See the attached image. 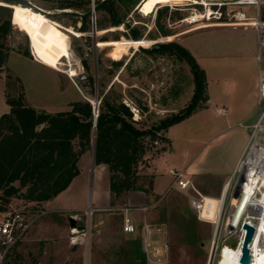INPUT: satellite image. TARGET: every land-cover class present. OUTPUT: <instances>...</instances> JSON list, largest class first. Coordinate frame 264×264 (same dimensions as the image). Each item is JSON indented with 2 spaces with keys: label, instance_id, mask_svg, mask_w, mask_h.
Returning <instances> with one entry per match:
<instances>
[{
  "label": "rangeland",
  "instance_id": "1",
  "mask_svg": "<svg viewBox=\"0 0 264 264\" xmlns=\"http://www.w3.org/2000/svg\"><path fill=\"white\" fill-rule=\"evenodd\" d=\"M23 1L26 2V7L42 12L75 31H79L76 30V25L81 23L82 26L87 16L88 31L68 33L70 59L61 60L60 70L50 68L34 56L28 35L17 28L12 7H0V24L9 17L11 21V29L5 34L1 32L0 36V44L10 55L0 71V115L7 110V92L14 95L24 93L30 105L49 111L69 109L68 102L78 100L79 95L81 99L86 97L78 83L86 81L89 70L98 83L102 84V88H108L112 82L117 81L115 90L123 95L135 112L134 118L138 120V127L147 128L161 120L172 118L193 102L196 85L189 63L176 54L149 51L157 44L179 42L178 38L188 32L187 28L193 24L182 23L181 17L185 18L195 11L190 1L178 4L170 2L157 7L164 10L161 24L172 35H177L171 41L159 40L162 35L156 25L157 9L145 15L136 7L127 17L129 26L123 24L110 27L100 34V22L110 26L111 15L105 10H98L96 4L99 29L96 32L93 27L91 0H83L85 4L79 9L59 8V2L66 0ZM243 8L254 14L253 6ZM261 18L264 21V5ZM131 29L140 34L138 39L132 38ZM250 34L252 33L249 30L248 38ZM196 39L197 36L193 35L183 37L181 41L188 45L191 40L194 42ZM125 43H129L127 52L123 55L117 54L115 47ZM83 60L87 61L89 70ZM114 60H123L124 65L117 69L113 65ZM203 63L207 66L212 93L219 91L216 82L222 79V66L207 63L205 60ZM253 63L252 74L258 76L260 71L264 72V49L258 56L255 54ZM70 68H74L76 74L71 75L68 72ZM208 102L209 99L200 104L205 107ZM162 145L164 144L158 143L156 146ZM156 146L151 147L139 165V184L147 185L150 177H153L150 168L156 157ZM93 169L84 187H79L78 181L72 189L77 197V204L84 205L86 209L84 213L76 216L78 232L73 233L71 230L69 213L48 211L43 207L42 210L46 213L36 220L24 240L9 253L6 264H80L87 249L97 262L136 264L138 259L135 257L141 255L140 234L131 235L122 231L124 215L118 208L125 206V201L119 199L115 206L105 211L95 212L91 209L96 205L111 204L108 165L94 163ZM150 200L149 204L153 205V218L156 223L165 227L171 242L168 264L231 263V250L236 249L231 246L235 245L236 238L230 239L228 243L231 246L225 245L220 256L223 242L214 240L215 225L200 220L190 208L185 195L173 191L161 198L152 196L148 199L149 202ZM135 203L131 204L134 206ZM25 206L22 199L14 198L10 209H22ZM142 216V211H134L135 219L140 220ZM154 235L157 237L156 227ZM139 261L143 262V258Z\"/></svg>",
  "mask_w": 264,
  "mask_h": 264
},
{
  "label": "trees",
  "instance_id": "2",
  "mask_svg": "<svg viewBox=\"0 0 264 264\" xmlns=\"http://www.w3.org/2000/svg\"><path fill=\"white\" fill-rule=\"evenodd\" d=\"M1 1L10 5L27 6L23 0ZM141 2L142 0L97 1V9L105 10L111 15L110 26L100 22V30L123 24L129 26L127 17ZM84 4L83 0H66L59 2L58 7L79 9ZM163 12L162 7L157 9L156 25L162 35L159 40L171 41L174 35L160 22ZM85 18L82 26L76 25V30L88 31L87 16ZM10 29L9 17L0 24V36L1 32L5 34ZM131 30L132 38L138 39L140 34L135 29ZM149 51L176 54L185 59L193 72L196 91L193 102L182 113L147 128L137 126L135 112L123 95L115 90L117 81L112 82L108 88H102V84L90 72L86 60H83L89 70L86 81L78 83L86 97L71 102L67 110L49 111L38 108L27 102L24 93H6V103L10 110L0 117V212L10 209L14 198L22 199L33 210H42L44 202L67 189L80 174L79 160L83 153L92 149L95 163L107 164L109 167L112 206L128 191H152L153 177H150L147 185L139 184L140 163L151 147L158 143L164 145L156 146V156L166 150L171 143L166 136L169 127L202 108L200 103L206 102L209 96L206 71L181 43H161ZM8 57V52L0 44V71ZM113 65L120 69L124 62L114 60ZM127 65L128 63L125 67ZM96 98L100 100L97 117L94 104L90 101ZM142 258L141 251V255H137L135 259L139 261Z\"/></svg>",
  "mask_w": 264,
  "mask_h": 264
},
{
  "label": "crops",
  "instance_id": "3",
  "mask_svg": "<svg viewBox=\"0 0 264 264\" xmlns=\"http://www.w3.org/2000/svg\"><path fill=\"white\" fill-rule=\"evenodd\" d=\"M249 30L252 34L248 38ZM186 31L188 32L181 35L178 41L194 55L206 71L207 80V66L203 60L222 66V79L216 82L219 91L212 93L208 82V104L169 127L166 136L171 140L170 146L153 159L150 168L153 174L152 191L126 192L121 197L125 206H133L134 202V206L151 205V200L148 201L150 197L161 198L167 195L173 178L170 174L171 168L183 171L206 197L219 199L247 145L251 126L261 112L258 88L264 72L260 71L258 76L251 72L255 54L258 56L263 51L262 49L258 52L256 29L240 23H203L193 24ZM193 35L197 36L194 42L191 40L188 45L182 43L181 38ZM78 100H81L80 95ZM71 102L73 101L67 103L68 106ZM221 108L224 109V114L218 113ZM9 110L10 106L7 105V110L2 114ZM94 163L93 149L83 153L79 160L80 174L67 189L44 202L43 207L48 211L59 210L72 214L75 218L77 214L84 213L86 209L84 205L77 204V197L72 189L78 181L79 187L85 186L90 173L94 171ZM128 203L130 204L127 205ZM110 207H113L112 204L96 205L91 209L96 212L108 210ZM128 215L134 216V212L130 211Z\"/></svg>",
  "mask_w": 264,
  "mask_h": 264
},
{
  "label": "built area",
  "instance_id": "4",
  "mask_svg": "<svg viewBox=\"0 0 264 264\" xmlns=\"http://www.w3.org/2000/svg\"><path fill=\"white\" fill-rule=\"evenodd\" d=\"M99 0H91V11L93 16V27L97 30L96 4ZM194 12L188 15V24L203 23H240L245 26H253L257 32V47L259 52L264 49V21L261 18L264 0H234L233 2H208L205 0L190 1ZM254 7V14L249 13L243 7ZM201 7V9H197ZM184 19V18H183ZM181 19V22L183 21ZM183 23V22H182ZM259 106L261 112L257 121L251 126L247 145L241 155L234 174L221 195L222 207L218 209L216 218L208 219L215 225L214 240L223 242V246L229 245L231 238H236L233 248H241L239 261L242 257V244L246 234L244 223L255 227L252 243L249 245L253 256V243L257 232L260 233L261 248L264 249V75L259 83ZM224 114V109L218 110ZM173 176L167 189V194L177 191L185 195L190 208L197 217L205 219L204 212H211V207H206V197L195 186L193 181L176 168L170 169ZM253 180L254 187L248 193V184ZM249 194V195H248ZM243 195H248V200L241 203ZM237 198V203H233ZM251 198L257 203H252ZM153 205L124 206L118 208L123 214L122 231L126 234H140V245L143 254V262L136 264H168L170 262L171 242L167 231L162 224L156 223L151 212ZM35 213L30 205L22 209H8L0 212V264L6 263L9 253L24 240L32 225L46 212L38 210ZM130 211H142L140 220L128 215ZM207 214V215H208ZM216 220V222H215ZM203 221V220H202ZM156 227V235L154 228ZM165 229V230H164ZM222 246V247H223ZM222 250V248H221ZM220 250V254H221ZM254 259V257H253ZM80 264H116L113 262H97L92 259L87 249L84 259Z\"/></svg>",
  "mask_w": 264,
  "mask_h": 264
},
{
  "label": "bare ground",
  "instance_id": "5",
  "mask_svg": "<svg viewBox=\"0 0 264 264\" xmlns=\"http://www.w3.org/2000/svg\"><path fill=\"white\" fill-rule=\"evenodd\" d=\"M182 1H194L197 0H142V2L137 6V9L140 10L143 14L149 15L153 13L160 4L180 3ZM211 2H233L234 0H205ZM6 5L11 6L14 13V20L16 22L17 28L24 33H26L30 39L31 47L33 54L36 59L43 65L60 70L59 64L63 58L70 59L69 45L70 37L68 33L79 34V31H75L70 28H66L60 23L50 19L44 14L37 12L29 7L22 5H10L0 0V6ZM189 18H184L182 22H187ZM113 28H111L112 30ZM107 29L100 31L99 33L106 32ZM98 32V29L96 30ZM129 43L118 44L115 47V52L117 54H125L128 50ZM131 46V45H130ZM114 52V51H113ZM116 54V56H117ZM68 72L71 75L76 74L74 68H70ZM94 102V101H93ZM248 193L254 187L253 180L251 184H248ZM249 195V194H248ZM248 195H243L241 198V203L248 200ZM206 197V196H205ZM252 200V203H257V201ZM237 198H233V203H237ZM222 199H216L211 197H206V207H211V212L208 214V211L204 212L205 219L203 221H208V219H215L216 212L221 210ZM208 214V215H207ZM216 222V220H215ZM264 228V223L260 230ZM226 245V244H225ZM224 245V246H225ZM224 246L222 247L221 254L223 252ZM262 246L260 244V233L257 232L255 235L253 243V257L251 264H264V249H260ZM241 253V248H236L231 250V263L230 264H241L239 261V255ZM220 254V256H221Z\"/></svg>",
  "mask_w": 264,
  "mask_h": 264
},
{
  "label": "water",
  "instance_id": "6",
  "mask_svg": "<svg viewBox=\"0 0 264 264\" xmlns=\"http://www.w3.org/2000/svg\"><path fill=\"white\" fill-rule=\"evenodd\" d=\"M3 6H6V5H3ZM8 7H10V6H8ZM78 26L80 27L81 23H78ZM90 101L92 102V104H94L95 115L97 117L98 105L100 104V100L98 98H96L94 100V102L92 100H90ZM69 218H70V220L72 222V226H71L72 232L73 233H75V231L78 232L75 216L70 214ZM243 227L246 230V234H245V237H244V240H243V244H242V257L240 259V263L241 264H251L252 260H253V256H252L251 249H250L249 245L252 243L253 235L255 233V227L253 225L247 223V222L244 223Z\"/></svg>",
  "mask_w": 264,
  "mask_h": 264
}]
</instances>
